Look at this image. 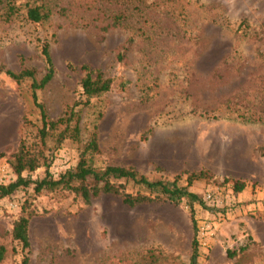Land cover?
<instances>
[{
    "label": "rangeland",
    "instance_id": "374dc122",
    "mask_svg": "<svg viewBox=\"0 0 264 264\" xmlns=\"http://www.w3.org/2000/svg\"><path fill=\"white\" fill-rule=\"evenodd\" d=\"M26 1L7 20L0 0V183L16 178L10 159L23 140L43 149L57 179L95 135L97 168H132L198 199L130 206L121 194L85 200L30 184L0 199V264H19L24 255L29 264H190L194 235L196 264H264V0H30L52 12L37 23L26 19ZM44 43L54 73L38 101L50 118L73 109L81 126L80 143L66 139L57 149L36 136L30 80L6 73L29 68L40 79ZM82 66L112 78L111 90L85 96ZM45 169L22 175L40 180ZM200 170L206 176L187 186L189 173ZM236 180L244 183L238 193ZM113 182L121 192L155 196ZM209 192L230 201L208 202ZM23 214L25 249L11 236Z\"/></svg>",
    "mask_w": 264,
    "mask_h": 264
},
{
    "label": "trees",
    "instance_id": "16d2710c",
    "mask_svg": "<svg viewBox=\"0 0 264 264\" xmlns=\"http://www.w3.org/2000/svg\"><path fill=\"white\" fill-rule=\"evenodd\" d=\"M7 1V20L17 11L18 7L16 2L18 0H6ZM37 1L30 2L27 0L26 5V19L37 23L47 20L51 15V9L46 6L44 1L36 3ZM41 53L44 57L46 71L44 75L37 79L35 71L29 68H23L20 71H6V73L14 79L17 83L23 80H30L31 98L33 104L39 110L40 115V127L37 129L36 136L41 146H47L48 140H53L55 145L54 149L59 148L61 143L70 139L72 141L81 142V126L79 124V118L73 109L69 114L65 116H59L57 118H50L46 112L44 105L38 101L37 91L42 89L52 78L54 73L53 61L51 60L48 45L44 43L42 45ZM82 70L85 71L84 76L81 79L82 93L87 97H92L106 93L112 88V78L105 77L104 73L100 70L89 69L87 66H82ZM82 150L80 158L77 161L74 169L68 170L65 173L59 175L57 179H54L49 174L48 158L45 156L43 149L35 151L30 148L23 140L16 152L12 154L10 164L13 173L16 178L7 183H0V199L6 196H10L13 192L19 188H24L30 184L34 185L36 192L42 189L53 190L58 187L71 190L77 194H80L83 199L89 200L92 196H97L99 193L105 194H121L122 200L125 204L133 206L138 203L152 201L154 199H168V200H180L181 198H187L190 202L198 199V197L189 192L185 187H179L175 182L166 183L160 180H150L146 176L139 174L132 168L108 165L103 168H97L94 165L93 156L99 152V145L97 139L94 136L90 137L86 142L82 143ZM53 146V145H52ZM52 148V147H50ZM45 166L46 175L40 179L31 181L25 178L23 171H34L39 166ZM207 172L200 170L189 173L187 178V186H190L194 180L204 178ZM123 180L125 183L131 182L134 185L145 188L150 194L155 193V196L136 194L131 195L126 192H121V183H115L113 181ZM235 193L241 192L244 188L242 181H234L232 186ZM201 202V200H199ZM205 203L204 200L201 202ZM227 204L223 205L226 207ZM223 208V207H222ZM193 228L195 227V221L193 214H191ZM29 215H21L14 221L11 229V236L14 241L21 245L22 249L29 246ZM198 239L194 235L192 239V252L190 256V264H196L198 252ZM6 249L3 245H0V262L5 258ZM228 255H230L228 253ZM232 255V254H231ZM19 264H29V258L24 255Z\"/></svg>",
    "mask_w": 264,
    "mask_h": 264
},
{
    "label": "built area",
    "instance_id": "2783aa9c",
    "mask_svg": "<svg viewBox=\"0 0 264 264\" xmlns=\"http://www.w3.org/2000/svg\"><path fill=\"white\" fill-rule=\"evenodd\" d=\"M229 197H223V195L221 193H212L209 192L205 195L204 199L207 200L208 202H212L213 204H217L219 206H223L225 203L227 204V202L229 203ZM229 200V201H228Z\"/></svg>",
    "mask_w": 264,
    "mask_h": 264
}]
</instances>
